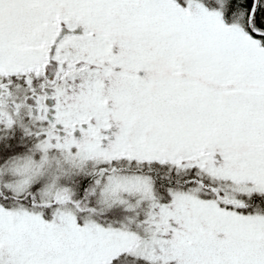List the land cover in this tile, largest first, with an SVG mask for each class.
I'll return each instance as SVG.
<instances>
[{
	"label": "snow or ice",
	"instance_id": "1",
	"mask_svg": "<svg viewBox=\"0 0 264 264\" xmlns=\"http://www.w3.org/2000/svg\"><path fill=\"white\" fill-rule=\"evenodd\" d=\"M0 264H264V0H0Z\"/></svg>",
	"mask_w": 264,
	"mask_h": 264
}]
</instances>
